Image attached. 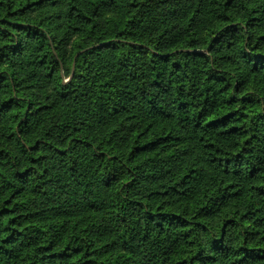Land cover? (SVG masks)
I'll return each mask as SVG.
<instances>
[{"label":"trees","instance_id":"1","mask_svg":"<svg viewBox=\"0 0 264 264\" xmlns=\"http://www.w3.org/2000/svg\"><path fill=\"white\" fill-rule=\"evenodd\" d=\"M0 264H264V0H0Z\"/></svg>","mask_w":264,"mask_h":264}]
</instances>
